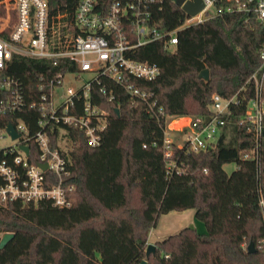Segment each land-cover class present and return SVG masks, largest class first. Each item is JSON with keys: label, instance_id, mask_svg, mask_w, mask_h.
Listing matches in <instances>:
<instances>
[{"label": "trees", "instance_id": "1", "mask_svg": "<svg viewBox=\"0 0 264 264\" xmlns=\"http://www.w3.org/2000/svg\"><path fill=\"white\" fill-rule=\"evenodd\" d=\"M160 2L163 9L155 12L159 26L167 31L180 28L187 13L174 0ZM49 4L56 30L64 33L65 24L73 26L78 0H49ZM5 14L0 8V17ZM59 37L56 33V46ZM263 45V27L256 18L247 22L245 15L227 14L181 30L174 50L162 41L139 48L132 58L161 69L154 81H136L153 95L157 111L163 109L158 117L144 101L132 99L107 78L95 83L92 101L109 111L108 128L97 148L88 146L82 133L69 131L73 140L80 141L64 153L72 170L66 181L74 187L72 206L54 207L49 201L0 203V241L4 234H14L0 250V264H141L161 217L191 209L207 233L187 227L156 241L149 264H264L259 191L260 184L264 190V129L259 180L256 162L244 159L258 144L242 123L248 102L256 96L255 85L248 81L261 65ZM60 62L55 67L51 60L15 54L7 74L20 78L29 104L31 94L39 100V76L54 75L69 61ZM204 70L209 71L208 81L200 77ZM104 87L116 94L115 100L102 94ZM216 94L237 101L224 117L226 125L216 145L195 152L187 145L180 148L175 139L168 158L169 123L211 116ZM20 118L32 133L38 130L39 113L29 106L2 126L18 124ZM54 130L53 145L61 149L59 128ZM31 148V162H36L38 147L32 142ZM232 163L238 169L230 175L224 167ZM251 243L255 252L249 251Z\"/></svg>", "mask_w": 264, "mask_h": 264}, {"label": "built area", "instance_id": "2", "mask_svg": "<svg viewBox=\"0 0 264 264\" xmlns=\"http://www.w3.org/2000/svg\"><path fill=\"white\" fill-rule=\"evenodd\" d=\"M201 1L203 9L199 13L187 15L180 28L167 31L159 26L155 17V12L163 9L160 0H78L73 26L65 24L66 31L63 33L55 28L49 0H0V8L6 13L0 17L1 204L49 201L54 207L72 206L70 194L74 187L66 184L72 170L64 153L69 149L74 150L80 141L73 140L69 131L82 133L91 148L101 146L110 113L93 103L91 91L102 78L122 87L132 99L144 101L149 111L159 116L163 109L157 111V102L151 101L153 95L142 90L136 81H154L161 75V69L156 64L132 58L131 55L139 48L162 41L167 48L174 50L181 30L227 14L245 15L247 22L251 17L256 18L264 33V0ZM195 2L184 0L183 6ZM56 33L60 36L58 46L55 44ZM15 54L51 60L55 67L61 65V60L69 62H64L54 75L46 72L39 76V100H35L31 94L33 100L27 104L20 78L7 74ZM260 60V67L248 81L255 85L256 96L248 102L242 122L248 125V132L258 144L244 159L256 162L259 180L262 177L259 146L264 129V45ZM69 65H73L74 70H69ZM86 74L89 77L84 79ZM101 92L109 101L116 99V94L105 87ZM233 103H237L235 98L225 99L216 94L213 96L211 116L188 117V124L182 130H176L183 139L180 148L187 145L191 150L200 152L214 147L226 125L224 117L231 113ZM28 106L39 113L35 133L21 118L18 124L10 122L2 126L5 119L23 112ZM181 119L187 117L174 119L167 126L165 145L168 158L172 157L170 147L175 142L171 134L175 132L172 123ZM11 124L19 134L18 139L14 140L8 131ZM55 127L59 128L61 139L58 143L61 149L53 145ZM7 137L14 145L2 147V140ZM32 142L39 150L36 162H31ZM22 145L30 148L29 153L21 149ZM42 164H47V169H42ZM259 191L264 214V190L261 184Z\"/></svg>", "mask_w": 264, "mask_h": 264}, {"label": "rangeland", "instance_id": "3", "mask_svg": "<svg viewBox=\"0 0 264 264\" xmlns=\"http://www.w3.org/2000/svg\"><path fill=\"white\" fill-rule=\"evenodd\" d=\"M89 77V75H84V79H87ZM189 118L187 117V122L186 124L177 127L176 126V122L172 123V128L175 130V132H172V138L176 142L177 144L181 145L183 139L181 138V136L178 134L179 131L176 130H182L189 122L188 120ZM178 121L177 124L181 123L179 122L180 120H176ZM14 145V142L7 137L6 139L2 140L1 142V146L2 147H11ZM225 171L228 174H232L233 172L237 171L238 166L236 163H232V164H228L224 167ZM187 227H194L197 229V231L201 234H205L207 233V228L205 226V224L201 221H199L196 218V211L195 210H187L185 212H172L168 215H164L161 217L158 227L156 229L155 234L159 233H165L166 236L168 235H172L175 234L176 232L187 228Z\"/></svg>", "mask_w": 264, "mask_h": 264}, {"label": "water", "instance_id": "4", "mask_svg": "<svg viewBox=\"0 0 264 264\" xmlns=\"http://www.w3.org/2000/svg\"><path fill=\"white\" fill-rule=\"evenodd\" d=\"M177 6L182 7L183 10L187 13L188 16H193L199 13L203 9V3L201 0H196L195 3L193 4H186L183 6L184 0H174ZM200 77L205 79L206 81L209 80V71L204 70L201 74ZM118 113V111H117ZM8 131L11 133L12 138L18 139L19 134L15 131L14 126L11 124L8 127ZM21 149L24 150L26 153H29L30 148L28 146H21ZM48 165L47 164H42L41 168L42 169H47ZM14 238V234L7 233L4 234L1 241H0V250L4 249L8 243ZM249 251L250 252H255V246L253 243L250 244L249 246ZM156 254V246L154 244H149L146 250V259L142 261L141 264H149L148 259L150 258L151 255Z\"/></svg>", "mask_w": 264, "mask_h": 264}, {"label": "crops", "instance_id": "5", "mask_svg": "<svg viewBox=\"0 0 264 264\" xmlns=\"http://www.w3.org/2000/svg\"><path fill=\"white\" fill-rule=\"evenodd\" d=\"M179 122H181V123L177 124L178 122H176L177 127L181 126V124L182 125L186 124L187 119H181ZM156 229L152 230V232L150 234V239H149L150 244H155L156 241L162 240V239L170 236V235L166 236L165 233H159V232L157 234H155Z\"/></svg>", "mask_w": 264, "mask_h": 264}, {"label": "bare ground", "instance_id": "6", "mask_svg": "<svg viewBox=\"0 0 264 264\" xmlns=\"http://www.w3.org/2000/svg\"><path fill=\"white\" fill-rule=\"evenodd\" d=\"M181 126H182V124H181Z\"/></svg>", "mask_w": 264, "mask_h": 264}]
</instances>
